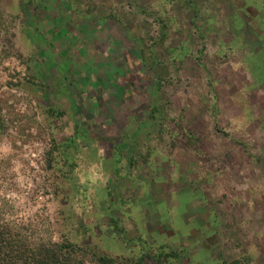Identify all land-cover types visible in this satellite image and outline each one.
Wrapping results in <instances>:
<instances>
[{"label": "rangeland", "instance_id": "374dc122", "mask_svg": "<svg viewBox=\"0 0 264 264\" xmlns=\"http://www.w3.org/2000/svg\"><path fill=\"white\" fill-rule=\"evenodd\" d=\"M77 126L96 157L69 181L48 160ZM0 221L146 264H264V1L0 0Z\"/></svg>", "mask_w": 264, "mask_h": 264}, {"label": "trees", "instance_id": "16d2710c", "mask_svg": "<svg viewBox=\"0 0 264 264\" xmlns=\"http://www.w3.org/2000/svg\"><path fill=\"white\" fill-rule=\"evenodd\" d=\"M264 1V0H263ZM256 4V3H255ZM39 7H35L33 9L34 16L40 19L39 16ZM116 21L119 22L118 17H114ZM159 22H163L162 19ZM161 27L166 29L165 24L162 23ZM9 42V40H8ZM161 86V83H159ZM82 105V104H81ZM83 105L81 107V113H84ZM49 115L58 114V117H61L63 113L55 112L52 109H49ZM151 119H157L160 121L162 118V111L160 107L151 106L150 111ZM159 131L164 133L166 131V127L164 122H160L159 124ZM91 132L87 131L85 126H77L75 135L70 138L65 146H56L59 149L57 155L51 154L48 160V168L50 170H57V166L60 165L59 168L61 173L63 172V168L67 167L71 170L68 175L64 176L63 179H72L73 177L70 176V173L78 172L80 168V160L81 159V152L83 150L87 151L86 160L87 162L92 161L94 159L95 153L92 151L83 148L80 145V139H90ZM175 136L173 135V138ZM182 139L186 141V145L188 147H192L197 145L199 142L196 135L191 132H187L183 134ZM56 144V142H54ZM179 143L173 141L172 148H176ZM112 147L118 149V154H121V150L116 147V144L112 143ZM69 150H72L74 155L77 156L75 160L70 161L69 156L72 159V154L68 153ZM52 153V152H51ZM60 158V161H58ZM80 158V159H79ZM84 159V160H85ZM131 162L133 161V157H130ZM117 165H121L122 159L116 158ZM134 165V164H133ZM130 164V168L133 167ZM121 171V169H118ZM59 178V177H58ZM70 181V180H69ZM175 256V255H174ZM151 257V255L144 253L138 257L133 258H121V257H111L108 254H101L90 247L80 246L70 239H65L62 242H55L53 239L48 240H36L35 237L27 235V233L20 230L19 227L13 226L7 222L0 221V264H146V259ZM177 257V256H175ZM171 255L165 251H161L160 254L155 258L157 264H170ZM223 264H241L240 261H233L223 262Z\"/></svg>", "mask_w": 264, "mask_h": 264}]
</instances>
